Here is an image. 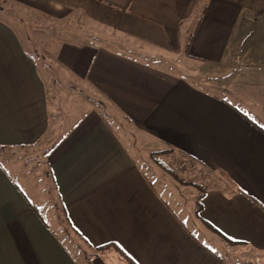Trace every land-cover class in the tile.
Wrapping results in <instances>:
<instances>
[{
    "label": "crops",
    "instance_id": "1",
    "mask_svg": "<svg viewBox=\"0 0 264 264\" xmlns=\"http://www.w3.org/2000/svg\"><path fill=\"white\" fill-rule=\"evenodd\" d=\"M2 1L48 22L93 21L95 31L32 35L113 121L87 112L55 136L45 65L0 14V264H79L42 213L49 200L88 247L115 245L102 250L121 264H264V0ZM135 41L245 76L220 84L229 100L135 56ZM157 150L206 179L199 217L198 194L151 166Z\"/></svg>",
    "mask_w": 264,
    "mask_h": 264
},
{
    "label": "rangeland",
    "instance_id": "2",
    "mask_svg": "<svg viewBox=\"0 0 264 264\" xmlns=\"http://www.w3.org/2000/svg\"><path fill=\"white\" fill-rule=\"evenodd\" d=\"M4 13L12 23L18 24L20 28H23L26 31L25 33L28 37L27 44L29 46V50L37 57V59H39V61H41V63L43 62L42 64L45 65V67L42 69L45 72L46 76H48L46 79L48 81V90L52 103L54 120L56 121V123L63 125V130H57L55 132V136H58L60 132H64L68 127L73 126L75 122L81 119L84 114H87V112L90 113L97 110L103 113L109 121H113L111 119L113 117V114L110 107L108 105L104 106V103L94 93V91L91 90L90 86L80 81V79L76 76L68 73L67 70L62 69L58 65L56 66V64L47 60L46 53L43 52V48L40 47L41 38L38 40L37 37L32 35V30H42L46 32V34L50 32L65 33V30L66 33H68V31L79 33L81 28H85L86 30H89L91 28L93 31H95L94 29L96 27L94 28L92 24L93 21L86 23V20L75 19L68 22L67 25H62L61 23L58 24V22H48V20L42 19L39 20L37 16H33L25 9L0 0V14ZM65 35L63 34V37H65L66 39L67 37ZM67 39L72 38L68 37ZM37 40L40 44L35 42ZM83 40H85V37H83ZM108 40H111V38H108ZM131 47L135 51L137 50L135 56L141 57L144 60H148V62L153 65L159 63L161 65V69L166 70L170 74L188 79L193 84L217 92L219 95L224 96L229 100L230 96L227 94V92L224 91V89L221 88V85L225 86V84H231L232 86L234 82L235 87H238L240 81L245 76L241 72H238L236 69L225 71V73L221 72V70L217 71L214 68H211L210 65L190 61L182 50L178 52L157 54L145 50L146 46L137 41L131 43ZM246 79V81L248 82L247 77ZM209 82H216L217 84L209 85ZM233 102L235 104H238L236 100H233ZM114 123L115 122H113V124ZM118 128L120 131L119 133L122 136H125V134L127 135L125 141L129 138L131 139V141H133V135L129 132V129L126 125L123 128L120 123ZM56 139L57 138H54L53 142ZM50 147L51 146H45L44 149H41V156H44V154L48 151V149H50ZM153 152L163 151L157 150ZM165 152L166 154L158 155L157 159H159L160 162L165 164L168 168L173 170L180 180H177L170 173L160 168L156 164V162H154V160H151V166L157 172L164 174L165 177L174 179L179 186L186 187L192 192L197 193L198 209V198L203 193L201 189L205 188V185L207 184L206 179L203 178V176L199 175L200 171L190 160H186L178 154L172 155L168 150ZM141 161L144 162L147 160ZM147 162L150 161L148 160ZM41 210L47 221H49V223L53 227L54 231L59 235V237H61V239L73 253L74 257L77 259V262L79 264H121L117 259L114 258L116 257L114 253H116L117 250L106 249L98 251L88 247L81 240V238H79L72 231V229L65 221L62 212L58 207H55L53 205L52 201L49 200L46 207H42ZM229 261L230 264L238 263V259L235 260V258L233 257ZM243 264L246 263L243 262Z\"/></svg>",
    "mask_w": 264,
    "mask_h": 264
},
{
    "label": "trees",
    "instance_id": "3",
    "mask_svg": "<svg viewBox=\"0 0 264 264\" xmlns=\"http://www.w3.org/2000/svg\"><path fill=\"white\" fill-rule=\"evenodd\" d=\"M193 39V34L190 36V38H189V42H188V44H187V47L189 46V44H190V42H191V40ZM60 142H61V140H60ZM57 145H58V143L56 144V145H54V146H52L49 150H48V152L47 153H51L53 150H55V148L57 147ZM162 154H166V152L165 151H163V152H153V153H151V159L152 160H154V162H156V164L160 167V168H162V169H164L165 171H167L168 173H170L172 176H174L177 180H180L179 178H178V176H177V174L176 173H174V171L173 170H171L170 168H168L165 164H163L162 162H160V160L159 159H157V156L158 155H162ZM49 174L51 175L52 174V172L49 170ZM199 187V186H198ZM201 188V187H200ZM202 190V195H200L199 196V203H198V209H197V212H196V215L199 217L200 216V213H201V211H202V209H203V206H202V200H203V197H204V192H205V190H204V188H202L201 189ZM63 213V216L66 218L67 216H66V212H65V210H63L62 211ZM65 221L67 222V220L65 219ZM68 223H70L69 221L67 222V224ZM204 223H205V225L209 228V229H211L213 232H215L217 235H219L224 241H228V240H226V238L224 237V236H222L217 230H215L208 222H206V221H204ZM69 225V224H68ZM232 244V243H231ZM106 247H116L115 245H112V244H109V245H107V246H104V247H102V248H97V250L98 251H100V250H102V249H104V248H106Z\"/></svg>",
    "mask_w": 264,
    "mask_h": 264
},
{
    "label": "water",
    "instance_id": "4",
    "mask_svg": "<svg viewBox=\"0 0 264 264\" xmlns=\"http://www.w3.org/2000/svg\"><path fill=\"white\" fill-rule=\"evenodd\" d=\"M236 264H240V263H236Z\"/></svg>",
    "mask_w": 264,
    "mask_h": 264
}]
</instances>
